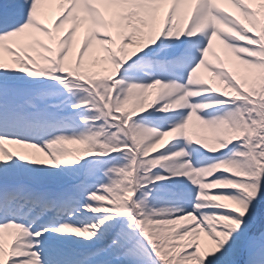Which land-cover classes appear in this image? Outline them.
Listing matches in <instances>:
<instances>
[{
	"label": "rangeland",
	"instance_id": "374dc122",
	"mask_svg": "<svg viewBox=\"0 0 264 264\" xmlns=\"http://www.w3.org/2000/svg\"><path fill=\"white\" fill-rule=\"evenodd\" d=\"M100 1L59 10L60 0H30L17 13L2 1L15 17L0 30V65L14 72L0 73V97L5 89L24 121L50 126L32 139L0 135V158L13 162L6 184L37 202L64 199L32 220L30 207L28 224L0 221L27 233L14 240L16 262L264 264V14L248 11L245 27L236 0H218L232 18L184 11L159 43L134 27L118 43ZM182 38L178 60L199 59L189 74L158 61ZM47 103L86 119L48 124ZM134 114L145 116L127 122Z\"/></svg>",
	"mask_w": 264,
	"mask_h": 264
},
{
	"label": "bare ground",
	"instance_id": "6f19581e",
	"mask_svg": "<svg viewBox=\"0 0 264 264\" xmlns=\"http://www.w3.org/2000/svg\"><path fill=\"white\" fill-rule=\"evenodd\" d=\"M8 1L18 4L21 10L26 9L29 3V0ZM100 2L101 10H103L105 20L111 24L110 30L113 35V40L118 43L121 42L120 32L130 27H134L136 33H142L145 34L147 38H152L155 44L159 43L161 40L166 39L170 35L171 26L176 24V21L180 19L181 14L184 15V11L186 14L194 11L195 14L193 15L192 13L193 17H197L201 13L205 12L206 8H210L215 12L222 13L224 16L232 18L230 14L231 9L228 7L222 8L218 0H101ZM67 3L68 0H60L58 9L62 10L67 5ZM236 6L240 10L239 12H241L240 21L245 25V27H248L253 20V17L247 13L248 11L256 15L264 14V0H236ZM138 7H140L139 10ZM134 17L138 21L134 19ZM139 20H142L140 21L142 23H140ZM1 103L3 102L0 101V104ZM1 112L2 111H0V114ZM6 117L7 115L5 113L4 116L0 115V128L2 127L1 122H3ZM8 121L12 123L14 121V117H8ZM12 131H15V129ZM24 137H28V135H25ZM5 146L7 147L6 140H1L0 148L1 151H3L2 153L5 152ZM11 162L12 160L8 157V155L7 157L4 156L3 159L2 157L0 158V209H2L4 207L3 205L6 204V198L9 197L7 194H9L11 191L9 190L10 186L6 184V178L10 174L9 171L11 170V165L13 164V162ZM14 189H17L14 190V195L21 197L25 196L23 194V189ZM60 192L61 191H59L57 194H52L51 190H47L46 193H51L52 196L49 195L47 198L41 199L42 203L48 201H54L56 203L63 202L64 199L62 198ZM31 197L32 198L30 199L33 200L34 195H31ZM74 201H76V199H73L70 204H74ZM28 205V202H25L23 204V210L27 209ZM35 206L38 210L39 205ZM37 210L33 212V215L37 212ZM2 213L3 212H0V221L7 220L8 217ZM53 214L54 212L49 211L46 214V217H49ZM35 226L36 225L30 226L31 230L35 229ZM25 235H27V233L21 226H18L17 229H14L10 224H4L0 226V264H31L28 261L17 263V259L15 258L16 253H18L20 249L18 250V248H16L18 247V244H16L14 240L20 241L21 237ZM38 238L49 239L50 237H44V235H42ZM36 245L39 247L44 245L46 247L48 243L44 240L38 239ZM36 245L35 247H37ZM89 245L92 246L93 244ZM14 248L18 251L14 250ZM47 258L48 257L44 255L43 260L48 261L49 259ZM54 263H57V261Z\"/></svg>",
	"mask_w": 264,
	"mask_h": 264
}]
</instances>
